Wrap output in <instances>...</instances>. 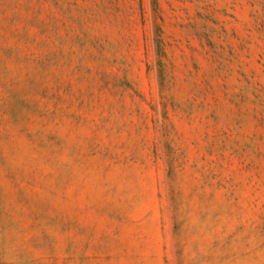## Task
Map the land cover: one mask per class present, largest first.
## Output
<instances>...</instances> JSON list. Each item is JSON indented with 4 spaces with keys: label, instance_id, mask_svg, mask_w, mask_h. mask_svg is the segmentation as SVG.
<instances>
[{
    "label": "rangeland",
    "instance_id": "obj_1",
    "mask_svg": "<svg viewBox=\"0 0 264 264\" xmlns=\"http://www.w3.org/2000/svg\"><path fill=\"white\" fill-rule=\"evenodd\" d=\"M0 264H264V0H0Z\"/></svg>",
    "mask_w": 264,
    "mask_h": 264
}]
</instances>
